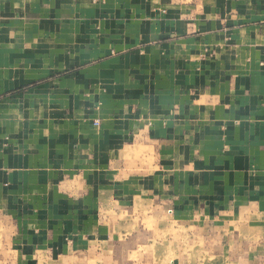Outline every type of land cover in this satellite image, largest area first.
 <instances>
[{"label":"crops","instance_id":"0c3cea01","mask_svg":"<svg viewBox=\"0 0 264 264\" xmlns=\"http://www.w3.org/2000/svg\"><path fill=\"white\" fill-rule=\"evenodd\" d=\"M127 201L162 264H264V0H0V264L106 258Z\"/></svg>","mask_w":264,"mask_h":264},{"label":"rangeland","instance_id":"374dc122","mask_svg":"<svg viewBox=\"0 0 264 264\" xmlns=\"http://www.w3.org/2000/svg\"><path fill=\"white\" fill-rule=\"evenodd\" d=\"M151 159L145 158V161ZM131 173H137V169ZM170 214V209H162L160 205L151 203L127 201L125 205L112 206L111 212L104 214L106 218L100 219L105 237L110 240L104 244L108 246L107 257L103 258L101 255L96 260L90 258L86 263L149 264L154 257L162 264L171 260L174 245L184 244L187 236L183 238L181 235H173L170 239ZM195 243L199 244L200 241L196 240Z\"/></svg>","mask_w":264,"mask_h":264}]
</instances>
